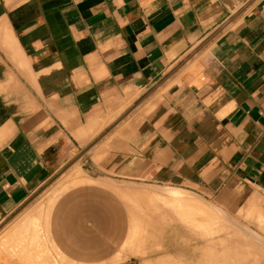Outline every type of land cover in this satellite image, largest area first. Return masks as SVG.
Masks as SVG:
<instances>
[{
	"label": "crops",
	"instance_id": "0c3cea01",
	"mask_svg": "<svg viewBox=\"0 0 264 264\" xmlns=\"http://www.w3.org/2000/svg\"><path fill=\"white\" fill-rule=\"evenodd\" d=\"M71 163L80 181L30 210L52 205L69 264H231L232 223L264 237V0H0V223ZM166 190L192 224L221 216L220 248L173 203L132 246L131 205Z\"/></svg>",
	"mask_w": 264,
	"mask_h": 264
},
{
	"label": "rangeland",
	"instance_id": "374dc122",
	"mask_svg": "<svg viewBox=\"0 0 264 264\" xmlns=\"http://www.w3.org/2000/svg\"><path fill=\"white\" fill-rule=\"evenodd\" d=\"M73 166H76V167H73ZM77 166L79 167V169H80V171L82 172V173H84L85 171L84 170H82V168H81V166H79V165H74L73 163H71L70 164V167H68V166H66V167H64L63 169H61L53 178H51L48 182H47V184L46 185H44V187L39 191V192H37L35 195H34V197H33V199L31 200V201H29V203L25 206V208L23 209V211L22 212H20L19 214H15V215H11L10 217H8L7 219H5L3 222H1L0 223V239H1V243H0V258H2V256H4V258H2V259H0L1 261H0V264H23V262L21 263V261L18 259L19 257H17V255H14V256H12V255H10L11 254V252H10V254H8V252H9V250L11 249L12 251L14 250V245H13V238H12V240H11V237H9V233L8 232H10V231H8V232H6L7 230H10V229H7V228H9V225H11V223L12 222H16L17 220H19L20 219V221H21V219L22 218H24V222L22 221V226H27L26 228H25V232L26 233H28L29 234V237L31 238L32 237V240H33V250L32 251H35V252H33L34 253V257L36 258V257H39L40 259H41V261H43V263H41L40 262V264H63L64 262H62V260H61V258L58 256V254H56L55 252H54V250H53V248H51V245H50V242H49V240H48V237H47V233L45 234V235H43V229H44V232H46L45 230H46V226H45V224L42 226H40V224L38 223V222H41V224L44 222V220H45V216H46V209H47V207L48 206H43V208H46L45 209V211H43L40 215H37V213L39 212V210H37L38 212L36 213V216H38V218H39V216H40V218L42 217L43 219H38L36 216H35V214H34V216H33V214H30L31 213V209L33 210V209H35L37 206H36V204L37 203H42L43 202V199H46V198H50V199H52V198H54V196L55 195H57V198L59 197V192L62 190V187L63 186H66L67 185V183L69 184V186H71L72 184H75V183H77L76 182V180H79V179H77V178H75L74 179V177L73 176H71V177H68V175L70 174V172H72V171H78V169H77ZM87 173V172H86ZM81 179H83V177L81 176ZM74 180V181H73ZM97 180V179H96ZM112 184L111 185H113L114 187H116V188H120V189H117L118 191H122L123 189H125L126 191H128L126 188H127V183L125 182V181H122V180H117V179H112V180H110V179H108ZM70 181H73V182H70ZM72 183V184H70V183ZM68 186V185H67ZM67 186H66V188H67ZM64 188V187H63ZM124 190V191H125ZM169 191H171V190H166L165 192H163V193H161V194H163V195H167L168 193L167 192H169ZM128 192H130V191H128ZM142 192L140 191V190H134V194L136 195H138V194H141ZM63 194H65V192L63 193ZM63 194H61V196L63 195ZM120 194H121V192H120ZM125 194V193H124ZM177 195L179 196V197H177V200H169L170 198H168L167 200H161L160 201V203L159 204H157V205H154L153 203H152V200H151V198L149 197V200H148V198H146V199H144V200H142V203L139 205V206H137V205H131V207H132V209L133 210H135L136 211V209H134V208H138V211L139 210H144V211H146V214H143L142 213V215H140L139 217H135V229L131 232V234L132 235H134V239H135V241H134V244L132 245L133 247L134 246H136V244L137 245H139L141 242H142V240H141V236L143 235V237H147L150 241H155V240H157V234L156 235H154L153 236V234L155 233L154 231H152V230H158V229H160V227L158 228V229H156V228H151L149 231L148 230H146V231H143V228L145 227V223H147V219L148 218H155L156 217V215H157V213L160 211H162V213H163V219L164 220H166L167 219V216L168 215H170V212L168 211L169 209H170V207H165L164 206V204H169V203H173V204H178V206L180 205L181 206V208L184 210V211H182V214H183V216H182V218H183V220H185L186 222H184L185 224H184V227H183V231H187V230H192L193 231V229L196 227L198 230H196V229H194V230H196V231H198V232H200V233H207L208 235L210 234V233H215V234H217V236H218V238H216L217 239V242H216V245L218 246L217 248H220V245H219V243H218V240L220 239V233H221V231H220V225H221V216H215V219H216V217L218 218V221H215L214 223H213V227L211 228V226H210V224H208L209 225V227L206 225V223H203L202 221H200V222H198V221H194L193 223L194 224H192V223H190V220H191V217L193 216H195L194 214H191L190 212H192V210H196V213H197V209H196V207H195V204H192V203H190V202H188V201H186L185 200V197L182 195V193H180V191H178L177 192ZM60 196V197H61ZM122 197H123V200L124 199H126V198H130L131 199V201H136L137 200V198L135 197L134 198V196L132 197V196H126V195H122ZM179 198H180V201H179ZM181 199H182V202H181ZM57 200V199H56ZM128 201H129V199H128ZM139 202L141 201V198L138 200ZM137 201V202H138ZM167 203H166V202ZM130 202V201H129ZM164 202V203H163ZM50 203V202H49ZM55 203V202H54ZM145 204V205H144ZM42 206H40L39 208H41ZM38 208V209H39ZM52 208V207H51ZM186 210H185V209ZM34 211V210H33ZM40 213V212H39ZM38 213V214H39ZM205 211H203V210H200L199 211V213H197V214H199V215H201V216H204L205 215ZM218 213H220V212H216L215 211V215L216 214H218ZM135 214V213H134ZM43 215V216H42ZM191 215V216H190ZM34 217V218H33ZM173 218V217H172ZM204 218H206V217H204ZM15 219V220H14ZM213 219H214V217H213ZM37 220V221H36ZM172 220V219H171ZM171 220H167V222H165L164 221V226L166 225H168V227H165V229L166 230H171V229H173V227H172V225H173V222L171 221ZM34 221H36V223H37V225L39 226V228H41V229H39V228H36L35 229V227H34ZM32 222V223H31ZM17 223H19L18 221H17ZM16 223V224H17ZM225 223V222H224ZM28 224V225H27ZM229 224H231V223H229ZM33 227H32V226ZM36 225V224H35ZM157 225V224H156ZM32 228H31V227ZM231 226V228H230V231L228 232V231H225V238L227 239L226 241H227V243H228V236L229 235H233L234 236V234H236V235H239V237H242V236H246L245 238H246V240H248L250 243H252L251 245L253 246V248L252 249H257V250H260V251H263L264 252V237H261L259 234L258 235H254V234H252V233H248L245 229H243V228H241L238 224H234V223H232V225H230ZM31 229V230H30ZM37 229H39L38 231H37ZM29 231H31V232H29ZM36 231V232H35ZM41 231H42V234H40L41 233ZM40 232V233H39ZM150 234H149V233ZM6 233L8 234V237H7V235H6ZM36 233V234H35ZM10 234H11V232H10ZM32 234H34V236L32 235ZM128 234H129V231H128ZM178 235V233L176 232V229H175V231H174V233L171 235V234H169V236L166 238V242L163 244V247H166L167 245H169L170 244V239L169 238H172V236L173 235ZM6 235V236H5ZM43 235V236H42ZM10 236H12V235H10ZM38 238H37V237ZM39 236H41V237H39ZM45 236V237H44ZM215 236V235H214ZM7 237V238H6ZM43 237H44V239H43ZM33 238H35V239H33ZM222 238V237H221ZM252 238H254V239H252ZM10 241L11 240V242H9L8 240ZM40 239H41V242H40V245H39V242H37V241H40ZM251 241H250V240ZM17 240V239H16ZM45 240V241H44ZM15 241V240H14ZM3 242V243H2ZM38 243V244H37ZM9 244H12V245H10V248H7L8 246H9ZM36 244V245H35ZM261 244V245H260ZM8 245V246H7ZM39 246H40V249H39ZM12 247V248H11ZM37 247V248H36ZM6 248V249H5ZM259 248V249H258ZM7 249H8V251H7ZM38 249V250H37ZM42 249V250H41ZM255 249V250H256ZM2 250H4V251H2ZM6 250V251H5ZM41 250V251H40ZM2 252V253H1ZM5 252V253H4ZM41 252V253H40ZM7 253V254H6ZM37 253V254H36ZM3 254H5V255H3ZM140 254V253H139ZM6 256V257H5ZM8 256V257H7ZM12 259H11V258ZM16 258L15 260H14V258ZM10 258V259H9ZM43 258V259H42ZM46 258V259H45ZM2 260H4L3 262H5V263H3L2 262ZM7 260H10V261H7ZM19 260V261H18ZM227 260V259H226ZM12 261V262H11ZM45 261V262H44ZM47 261V262H46ZM130 261H132V262H130ZM139 262V264H141V261H140V258H139V256H137V254L135 255V257H132L131 259H129V260H127L125 263H122V264H129V262H130V264H137L136 262ZM224 261V260H223ZM25 263V262H24ZM25 264H28V263H25ZM65 264V263H64Z\"/></svg>",
	"mask_w": 264,
	"mask_h": 264
},
{
	"label": "bare ground",
	"instance_id": "6f19581e",
	"mask_svg": "<svg viewBox=\"0 0 264 264\" xmlns=\"http://www.w3.org/2000/svg\"><path fill=\"white\" fill-rule=\"evenodd\" d=\"M75 174H72V175H70V177L71 176H74ZM78 175V174H77ZM76 175V176H77ZM75 176V177H76ZM79 178V180H76V182H78V181H80V177H78ZM75 179V178H74ZM74 181V180H73ZM73 181H70V182H73ZM69 182V183H70ZM70 184H72V183H70ZM67 185L69 186V184L67 183ZM66 185V186H67ZM66 186H63L62 187V190L59 192V194L63 191V190H65L66 189ZM67 186V187H68ZM144 195V194H143ZM152 195H154V194H152ZM168 195V194H167ZM171 194H169V196H170ZM174 195V194H173ZM146 196H148L147 194H146ZM166 195H164V196H161V195H158V194H156V195H154V196H149L150 198H151V200H152V203L154 204V205H157V204H159L160 203V201L161 200H167L168 198L167 197H165ZM176 196V198H172V200L174 201V200H177V195H175ZM180 196V195H179ZM56 197H57V195H55L54 196V198L52 199V204H53V202H54V200L56 199ZM188 198V197H187ZM188 200H189V198H188ZM168 201V200H167ZM178 201V200H177ZM179 201H180V198H179ZM166 202V201H165ZM181 202H182V199H181ZM189 202V201H188ZM164 203V202H163ZM167 203V202H166ZM51 206L52 205H50V206H48L47 207V209L46 208H43V206L41 207V208H37V210H39V214L37 213V212H35L34 214H35V216H36V213H37V215H40L43 211H45V209H46V216H45V220H44V222L41 224V222H38L39 224H40V226L42 225H44L45 224V226H46V228H47V218H48V214H49V211H50V208H51ZM34 212V211H33ZM30 214H33L32 212L30 213ZM34 214H33V216H34ZM43 216V215H42ZM37 218H38V216H36ZM25 218V217H24ZM24 218H22L21 219V221H20V219L19 220H17L19 223H17V221L15 222H12L11 223V225H9V228H7V229H10V230H7L6 232H8V231H10L11 232V234H10V232H8L9 233V237H11V240H12V238H13V245H14V250L12 251L11 249L9 250V252H8V254H10V252H11V254L10 255H12V256H14V255H17V257H19L18 259L21 261V263L24 261L25 263H28V264H40V262L41 263H43V261H41V259L39 258V257H34V253L33 252H35V251H32L33 250V240H32V237L30 238L29 237V234L28 233H26L25 231L27 230H25V228L27 227V226H22V221L24 220ZM34 218V217H33ZM39 218H40V216H39ZM38 218V219H39ZM40 219H43L42 217L40 218ZM15 220V219H14ZM37 221V220H36ZM36 221H34V223L36 224H34V227H35V229L36 228H39V226L37 225V223H36ZM24 222V221H23ZM17 223V224H16ZM32 223V222H31ZM28 225V224H27ZM32 226V225H31ZM30 226V227H31ZM33 227V226H32ZM31 227V228H32ZM39 229H41V228H39ZM39 229H37V231L39 230ZM31 230V229H30ZM43 231V235H45L47 232H44V229L42 230ZM42 231H41V233L40 234H42ZM46 231V230H45ZM29 232H31V231H29ZM36 232V231H35ZM32 233V232H31ZM36 234V233H35ZM6 235H7V237H8V234L6 233ZM5 235V236H6ZM10 235H12V236H10ZM33 236H34V234H32ZM42 235V236H43ZM6 237V238H7ZM37 237V236H36ZM39 237H41V236H39ZM45 237V236H44ZM44 237H43V239H44ZM246 236L244 235V236H242V237H239V235H236V234H234V236L233 235H229L228 236V243H227V250L230 252V254H229V258H232L231 260V264H251L252 262H255L256 260H258V261H264V254H262V253H259V251L260 250H257L256 248V250L255 249H252L253 248V246L251 245L252 243H250L248 240H246V238H245ZM38 238V237H37ZM17 239V240H16ZM33 239H35V238H33ZM252 239H254V238H252ZM8 240V239H7ZM11 240L9 241V242H11ZM15 240V241H14ZM250 240V239H249ZM0 241H1V239H0ZM45 241V240H44ZM251 241V240H250ZM37 242H39V245H40V242H41V239H40V241H37ZM1 243V242H0ZM3 243V242H2ZM12 243V242H11ZM38 244V243H37ZM10 245H12V244H9V246L7 247V248H10ZM36 245V244H35ZM51 245V244H50ZM261 245V244H260ZM41 246V245H40ZM40 246H39V249H40ZM12 248V247H11ZM37 248V247H36ZM51 248H52V246H51ZM6 249V248H5ZM259 249V248H258ZM38 250V249H37ZM42 250V249H41ZM40 250V251H41ZM1 251V250H0ZM2 251H4V250H2ZM6 251V250H5ZM7 251H8V249H7ZM55 252V251H54ZM2 253V252H1ZM5 253V252H4ZM41 253V252H40ZM56 253V252H55ZM7 254V253H6ZM37 254V253H36ZM57 254V253H56ZM1 255V254H0ZM3 255H5V254H3ZM59 256V255H58ZM6 257V256H5ZM8 257V256H7ZM15 257V256H14ZM13 257V258H14ZM60 257V256H59ZM2 258H4V256H2ZM2 258H0V259H2ZM11 258V257H10ZM9 258V259H10ZM61 258V257H60ZM12 259V258H11ZM16 258H14V260H15ZM43 259V258H42ZM46 259V258H45ZM18 260V261H19ZM61 260H62V262H64L65 264H69L68 262H66L63 258H61ZM1 261V260H0ZM4 260H2V262H3ZM7 261H10V260H7ZM12 262V261H11ZM23 262V264H25ZM45 262V261H44ZM47 262V261H46ZM3 263H5V262H3ZM63 263V264H64ZM6 264V263H5ZM13 264V263H12ZM17 264V263H16Z\"/></svg>",
	"mask_w": 264,
	"mask_h": 264
}]
</instances>
